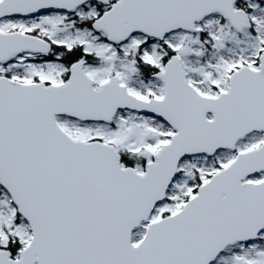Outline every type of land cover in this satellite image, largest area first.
Masks as SVG:
<instances>
[{
    "label": "snow or ice",
    "instance_id": "snow-or-ice-1",
    "mask_svg": "<svg viewBox=\"0 0 264 264\" xmlns=\"http://www.w3.org/2000/svg\"><path fill=\"white\" fill-rule=\"evenodd\" d=\"M0 264H264V0H0Z\"/></svg>",
    "mask_w": 264,
    "mask_h": 264
}]
</instances>
